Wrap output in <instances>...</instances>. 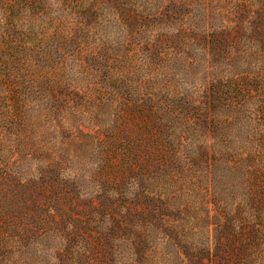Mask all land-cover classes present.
I'll list each match as a JSON object with an SVG mask.
<instances>
[{
	"label": "trees",
	"instance_id": "16d2710c",
	"mask_svg": "<svg viewBox=\"0 0 264 264\" xmlns=\"http://www.w3.org/2000/svg\"><path fill=\"white\" fill-rule=\"evenodd\" d=\"M0 264H264V0H0Z\"/></svg>",
	"mask_w": 264,
	"mask_h": 264
}]
</instances>
